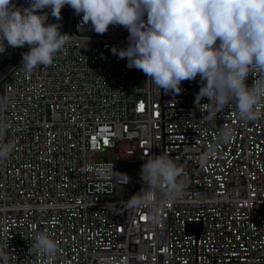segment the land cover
<instances>
[{
    "label": "built area",
    "instance_id": "obj_1",
    "mask_svg": "<svg viewBox=\"0 0 264 264\" xmlns=\"http://www.w3.org/2000/svg\"><path fill=\"white\" fill-rule=\"evenodd\" d=\"M42 13L69 35L50 65L25 71L27 44L5 41L0 53V144L14 146L0 160L7 264H264V101L255 121H241L235 103L202 120L199 75L180 94L159 90L113 54L128 44L122 26L97 34L69 5L59 21L51 8ZM109 151L114 159L95 158ZM161 154L181 170L180 194L158 191L159 211L131 207L143 163ZM112 166L129 181L118 182ZM41 232L58 242L55 257L30 251Z\"/></svg>",
    "mask_w": 264,
    "mask_h": 264
},
{
    "label": "clouds",
    "instance_id": "obj_2",
    "mask_svg": "<svg viewBox=\"0 0 264 264\" xmlns=\"http://www.w3.org/2000/svg\"><path fill=\"white\" fill-rule=\"evenodd\" d=\"M69 5L85 25L97 34H104L110 25H119L129 32L126 48H113L120 59L127 58L128 67L141 70L159 90L180 94L183 81L199 75L200 88L194 104L214 120L219 112L235 103L241 121H255L264 101V0H30L28 7H16L12 0H0V53L7 46H30L22 56L25 71L38 65H50L54 56L68 42L59 23L47 22V13L57 21L61 9ZM147 17L145 20L144 17ZM258 72L251 86L249 74ZM207 98L208 103L201 105ZM6 127L0 121V133ZM232 129L220 130V139L228 142ZM13 145L0 144V160L7 159ZM112 173L118 182L127 183L124 173ZM179 166L167 155L147 159L142 165L143 188L127 203L133 208L155 206L158 191L174 199L182 189L178 182ZM7 245L5 246V248ZM49 258L59 250L58 242L47 233H38L30 251ZM5 264L8 254L0 250Z\"/></svg>",
    "mask_w": 264,
    "mask_h": 264
},
{
    "label": "rangeland",
    "instance_id": "obj_3",
    "mask_svg": "<svg viewBox=\"0 0 264 264\" xmlns=\"http://www.w3.org/2000/svg\"><path fill=\"white\" fill-rule=\"evenodd\" d=\"M115 155H116V154H115L114 151H109V153H108V157H104L101 153H98V154L95 155V158H96L97 160H101V159L111 160V159H114Z\"/></svg>",
    "mask_w": 264,
    "mask_h": 264
}]
</instances>
